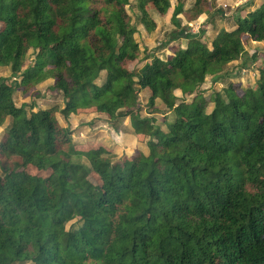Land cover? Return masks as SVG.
I'll return each mask as SVG.
<instances>
[{
    "label": "trees",
    "instance_id": "1",
    "mask_svg": "<svg viewBox=\"0 0 264 264\" xmlns=\"http://www.w3.org/2000/svg\"><path fill=\"white\" fill-rule=\"evenodd\" d=\"M133 1L141 21L148 5L170 7ZM176 1L178 26L179 14L192 22L215 8L194 0L184 11L186 0ZM130 2L0 0V67L11 73L0 77V127L14 119L0 141V264H264V66L242 94L231 81L200 91L245 54L244 36L264 41V0L237 10L235 28L211 48L191 36L136 72L127 66L140 52ZM47 80L63 108L16 106L15 92L39 95ZM143 89L149 107L158 98L173 112L166 131L141 115ZM175 90L189 100L177 103ZM57 112L129 117L148 152L120 161L101 145L80 153Z\"/></svg>",
    "mask_w": 264,
    "mask_h": 264
},
{
    "label": "crops",
    "instance_id": "2",
    "mask_svg": "<svg viewBox=\"0 0 264 264\" xmlns=\"http://www.w3.org/2000/svg\"><path fill=\"white\" fill-rule=\"evenodd\" d=\"M169 1L171 5L170 10L173 14L177 1ZM193 2L194 0H186L183 7L184 11L187 10ZM262 2L263 0H250L247 6H253V9H255ZM223 3H229V0H215V8L213 9L212 14H202L201 17L192 22H187L185 16L179 14L177 16L179 26L172 23V14L169 15V13H167L163 17L153 11L152 17L156 24L154 32H148L140 27L137 28L134 37L139 45L140 51L138 59L134 62V68L141 69L145 64L150 63L153 58L164 60L171 57L175 47L184 49L188 38L191 36H198L191 33L190 29L187 27L188 24L197 23L201 25L199 35L202 37V42L208 43V47L211 48V42L218 32L222 30L231 31L235 28V19L233 16L236 15H228V13L221 7ZM248 10L249 8H246L243 11H238L237 15H245ZM244 44L245 54L240 59L230 63L222 77L218 79L208 77L206 82L200 88L201 92L207 94L213 88L211 85L221 86V82L223 84L228 81L235 83V81H233L234 79H238L241 75H244L243 69L248 72L249 70H252L250 63H252L251 61L254 60L259 50H263L262 47H264V41L253 42L250 40L248 43ZM244 62H246V68H241L240 66H243ZM257 77L258 75H256L255 80ZM46 82H48V80L42 84H45ZM42 84L38 85L37 89L43 86ZM236 84L241 85V83ZM173 94L177 103L183 100H189V97L185 96L181 90H175ZM150 97L151 93L148 89L140 91L138 101L141 108V115L143 117H151L155 119L156 124L160 126L163 131H166L167 125L174 120V114L171 110L166 109L162 101L158 98L153 101V106L149 107ZM65 121L66 123L63 127H69L71 132L79 128L87 129L89 135L87 138L83 137L84 139L82 140L106 147L111 150L112 157L117 161H120L123 158L131 159L136 156L138 152H141L142 154H147L148 152L146 146L148 138L144 135L134 134L129 117L117 118L112 121L104 115L82 113L78 115H70ZM77 134L78 133L76 132H72V137H78ZM83 134L80 133L79 135L82 136Z\"/></svg>",
    "mask_w": 264,
    "mask_h": 264
},
{
    "label": "rangeland",
    "instance_id": "3",
    "mask_svg": "<svg viewBox=\"0 0 264 264\" xmlns=\"http://www.w3.org/2000/svg\"><path fill=\"white\" fill-rule=\"evenodd\" d=\"M170 7H171V5H170ZM170 7L167 9V11L164 14H160L156 10H154L153 6L148 5V7L146 8V11H147L146 12V17L145 18L142 17V21L140 19H138L139 15H138V12L136 10V4H135V2L133 0H131L130 4L128 6H126V10H127V13L130 15V17L132 19V23L135 24L136 28L142 27L144 30H146L148 32H154V30L156 28V24H155V22L153 20V17H152L153 11H155L156 14L164 17L167 13H169V15L172 14V11L170 10ZM246 8L253 9V6H248ZM149 18L152 19V22L149 21ZM134 37H135V35H134ZM243 39H244L245 43H248L250 41V39L247 36H244ZM201 40H202V37H201ZM206 44L208 46V43H206ZM262 48H263V50H259V52L255 56L254 60L251 61L252 63H250L251 67H252V70L250 71L248 69L249 70V72H248L246 70L244 71V69H243L244 75H241L238 79H234L233 80V81H235V84L236 83H241V85H238V84L235 85L236 88L238 89V93L239 94H242V92L240 90V87H248V86L249 87H254L255 81L259 77V73L257 72L258 68L261 67V66H264V47H262ZM176 49H177V47H175L173 49V54L176 52ZM247 59H249V58H247ZM33 60H34V54H33V52L30 51L26 55L25 67H27L28 65L32 64ZM245 61H247V60H245ZM150 63H147V64H150ZM147 64H145V65H147ZM133 65H134V62L130 63L129 65H127L130 71H135V72L136 71H140L144 67L143 66L141 69L140 68H134L135 66H133ZM240 67L241 68H246V62H244L243 66H240ZM256 75H258V77L255 80ZM0 77L1 78H10L11 79V73H10L9 69L6 68V67H0ZM12 80H13V78H12ZM105 80H106V73L102 72L99 75L98 79L96 80V84L102 85V84H104ZM51 83H53V80H48V82H46L45 84L40 83L43 86H41L38 89H37V86H38L37 85L35 89H36L37 93H39V95H37L36 92H33L32 94H27V95H23L20 91L15 92V94L13 96V99H14V102H15L16 106L20 107V106H23V105H27L26 106V110L30 111L29 105L33 104L36 107L32 108V112H36L39 109L38 106L41 109L42 108H49V107H52V106H59L60 108H63L64 107V101H63L61 95L59 93H57V92L52 91L51 88H50L51 86H47V85H52ZM221 84H223V83L221 82ZM211 109H213V104L212 103L208 106V108L206 110H207L208 113H210L212 111ZM55 117H56L58 123L63 127L65 125V123H66L65 120H67V118H64L59 112H57L55 114ZM13 121H14V119L12 117H8L6 119V121H5V123L3 124V126L0 127V141H1V139H3L4 134L6 133L7 129L10 127V125H11V123ZM63 128H66V127H63ZM67 129L69 131H71L69 127ZM72 132L78 133L77 134L78 137H71V141H72L76 151H78L80 153L81 152L82 153H86V152H88L90 150H98L99 149V145L98 144L87 142L86 140H84V141L82 140L84 138H87V136L89 135L87 129H84V128L80 129L79 128V129L73 130ZM72 132H71V135H72ZM80 133H82V134L84 133L83 134L84 136L83 135L80 136L79 135ZM113 160L117 161L114 158H113ZM82 161L85 164H87V162H88L86 158H82ZM40 175L42 177H48V172H41ZM73 225H74V222H70L69 221V222H67L64 225V229L68 230V229L72 228Z\"/></svg>",
    "mask_w": 264,
    "mask_h": 264
},
{
    "label": "built area",
    "instance_id": "4",
    "mask_svg": "<svg viewBox=\"0 0 264 264\" xmlns=\"http://www.w3.org/2000/svg\"><path fill=\"white\" fill-rule=\"evenodd\" d=\"M250 0H229V3H223L221 5L222 9L225 10L228 15H233L237 10H239L244 5H247ZM187 27L190 29L191 33L199 35L201 25L194 23L188 24ZM244 73V72H243Z\"/></svg>",
    "mask_w": 264,
    "mask_h": 264
}]
</instances>
